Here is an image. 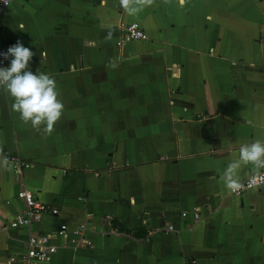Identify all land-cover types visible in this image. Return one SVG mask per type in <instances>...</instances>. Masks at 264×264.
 I'll use <instances>...</instances> for the list:
<instances>
[{
    "label": "crops",
    "instance_id": "obj_1",
    "mask_svg": "<svg viewBox=\"0 0 264 264\" xmlns=\"http://www.w3.org/2000/svg\"><path fill=\"white\" fill-rule=\"evenodd\" d=\"M128 21L146 39L117 44ZM17 41L65 109L46 135L0 89V226L24 208L20 189L58 212L0 229V264L28 233L80 224L91 245L52 237L48 264H264V186L233 196L223 179L241 144L264 140V0H154L136 15L119 0H13L0 47Z\"/></svg>",
    "mask_w": 264,
    "mask_h": 264
},
{
    "label": "clouds",
    "instance_id": "obj_2",
    "mask_svg": "<svg viewBox=\"0 0 264 264\" xmlns=\"http://www.w3.org/2000/svg\"><path fill=\"white\" fill-rule=\"evenodd\" d=\"M8 0H4L7 4ZM181 4L184 0H180ZM120 6L128 15H136L154 0H119ZM109 31L106 39H111ZM35 53L20 41L10 46L7 52L0 53L4 59L12 57L10 66H0V89L7 92L12 103L10 110L18 113L20 120L31 124L32 128L46 135H51L55 125L64 113L65 105L59 98L61 93L54 76L49 73L30 68ZM110 66L117 65L110 62ZM8 158L0 147V167H7ZM252 166L256 170H264V140H255L239 146V157L230 161L223 172V179L229 190L243 188L239 179V170L243 166Z\"/></svg>",
    "mask_w": 264,
    "mask_h": 264
},
{
    "label": "built area",
    "instance_id": "obj_3",
    "mask_svg": "<svg viewBox=\"0 0 264 264\" xmlns=\"http://www.w3.org/2000/svg\"><path fill=\"white\" fill-rule=\"evenodd\" d=\"M13 0H8L7 4L4 3V0H0V13L12 2ZM119 41H136L146 39V33L140 28L139 24L136 21L128 22H119L117 24ZM10 45L4 44L0 47V53L7 52ZM8 59H4L3 56H0V66L7 67ZM12 168L15 171H20L22 169L30 167L32 164L28 161L20 160L16 157L10 158ZM243 188L237 191H232L227 189L228 194L233 196H239L244 191L251 188H258L264 186V171H255L250 174L240 178ZM16 198L20 199L24 208L16 212L13 217L5 224L0 226L2 231H6L10 228L17 227H28L32 222L38 221L44 213H49L51 215H56L58 210L57 208L50 207L47 204H44L34 198L33 194L26 189H20L17 191ZM188 214L191 215L193 219L199 218V209L194 208L191 212L183 210L180 212L181 217H186ZM85 229L84 224H80L74 229H67L66 227H59L53 232H36L28 233L27 238L24 243V251L17 259L16 264H48L50 259V253L52 247L49 244V240L52 237L59 236L66 239L72 245L78 243H83L87 246H90V241L82 237V232ZM114 231V228L110 229ZM173 230L172 225H167L166 227L160 228L162 232H169ZM8 260L14 261L12 256L8 257Z\"/></svg>",
    "mask_w": 264,
    "mask_h": 264
},
{
    "label": "trees",
    "instance_id": "obj_4",
    "mask_svg": "<svg viewBox=\"0 0 264 264\" xmlns=\"http://www.w3.org/2000/svg\"><path fill=\"white\" fill-rule=\"evenodd\" d=\"M137 222L138 223L136 225V230L133 232V236H135V237H143L145 235V232H144V230L142 228V225H141V217L140 216H139ZM111 224L116 229H119V230L122 229L113 220L111 221Z\"/></svg>",
    "mask_w": 264,
    "mask_h": 264
}]
</instances>
